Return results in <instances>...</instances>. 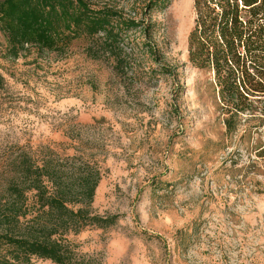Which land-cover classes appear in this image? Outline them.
I'll return each mask as SVG.
<instances>
[{
	"label": "rangeland",
	"instance_id": "obj_1",
	"mask_svg": "<svg viewBox=\"0 0 264 264\" xmlns=\"http://www.w3.org/2000/svg\"><path fill=\"white\" fill-rule=\"evenodd\" d=\"M147 18L158 59L129 34L126 73L87 39L10 57L0 32V163L81 141L103 170L92 211L119 215L67 235L89 264H264V115L240 113L226 131L212 74L188 60L193 0Z\"/></svg>",
	"mask_w": 264,
	"mask_h": 264
},
{
	"label": "trees",
	"instance_id": "obj_2",
	"mask_svg": "<svg viewBox=\"0 0 264 264\" xmlns=\"http://www.w3.org/2000/svg\"><path fill=\"white\" fill-rule=\"evenodd\" d=\"M126 1L0 0L6 54L17 57L30 47L61 54L73 41L87 39L91 57L110 55L117 72L126 73L130 51L124 47L134 52L129 44L135 41L128 36L141 34L148 58L157 60L147 14L163 0ZM193 7L188 60L212 74L223 123L233 131L240 113L258 109L264 115V0H193ZM260 100L261 107L254 105ZM81 144L77 141L72 154L46 148L2 160L0 264H30L33 257L89 264L67 235L114 225L119 215L92 211L103 170Z\"/></svg>",
	"mask_w": 264,
	"mask_h": 264
}]
</instances>
